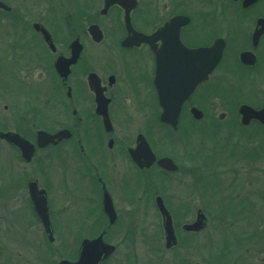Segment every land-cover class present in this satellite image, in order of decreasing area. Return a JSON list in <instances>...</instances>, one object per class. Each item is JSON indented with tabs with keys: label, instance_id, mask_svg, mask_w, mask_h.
Here are the masks:
<instances>
[{
	"label": "flooded vegetation",
	"instance_id": "1",
	"mask_svg": "<svg viewBox=\"0 0 264 264\" xmlns=\"http://www.w3.org/2000/svg\"><path fill=\"white\" fill-rule=\"evenodd\" d=\"M90 1L0 0L6 7L0 8V134L28 143L23 152L0 137V264L68 260L52 258L67 251L70 226L78 247L68 261L76 260L82 241L102 236L114 247L100 263L106 264L137 236L132 214L139 208L147 221L140 227L142 245L149 247L144 264H264V0H97V7ZM36 7L62 22V31L31 15ZM91 26L100 31L99 41ZM134 34L142 41H130ZM214 45L220 59L183 102L176 129L162 123L161 97L188 82L198 67L194 51ZM73 53L63 79L56 63L71 61ZM89 77L107 102L108 122L96 111ZM58 102L62 121L51 127L55 115L46 109ZM61 130L67 138L38 144V132ZM198 131L208 134V143L192 142ZM169 138L170 156L161 150ZM143 140L152 163L141 152ZM161 159L176 169L162 168ZM159 199L171 218L170 246ZM42 201L43 219L34 205ZM215 213L243 227L238 236L230 230L221 255L212 253ZM117 227L124 229L120 240L110 235ZM238 244L241 254L233 257L230 247Z\"/></svg>",
	"mask_w": 264,
	"mask_h": 264
},
{
	"label": "water",
	"instance_id": "2",
	"mask_svg": "<svg viewBox=\"0 0 264 264\" xmlns=\"http://www.w3.org/2000/svg\"><path fill=\"white\" fill-rule=\"evenodd\" d=\"M120 2V0H109L107 2V5L112 4L114 2ZM0 8H6L2 3H0ZM36 29H39V26H36ZM88 31L90 35L92 36L93 40L99 41L100 37L99 36V30L96 26H91L88 28ZM41 32L46 34V31L44 29H41ZM130 41L137 40V41H142V37L140 35L136 36L135 34L129 38ZM213 50V51H212ZM213 52V53H212ZM74 57L71 61H65V60H59L56 63L55 69L57 74L61 78H65L69 72V66L71 63L75 61L76 54L73 53ZM221 56V48L219 46L214 45L213 48L210 50L207 49H202V50H197L194 51L193 53V59L197 60L198 67L197 69L194 67L190 70V73L193 75L189 77L188 82L181 83L178 86H171V93L166 94L165 96H162L160 99V105L163 108V113L160 114V121L168 126H170L173 129H176L177 123H178V118H179V112L181 109V106L185 99L188 98V96L191 94L193 89L195 88L196 85H198L201 81H203L206 76L212 71V69L216 66L218 63L219 59ZM158 58V55H157ZM158 63V62H157ZM197 73V75H195ZM89 86L91 91L95 94L96 96V111L99 112L98 115L102 116L105 121L108 122L107 119V102L104 101L102 94L100 93L99 89L97 88L94 79L92 77H89ZM157 87L158 84H157ZM180 88V90H178ZM249 110L250 112H253L249 108H242V110ZM198 112L197 110H193V118L194 119H200L201 114H196ZM1 138H6L9 139L14 145L18 146L19 148L22 149L24 152L26 150L25 145L28 144L25 141L21 140L18 136L16 135H11V134H0ZM68 137V131L66 130H61L55 134H48L45 132H38L37 133V141L40 146L47 145V144H56L60 142L61 140L65 139ZM141 151L142 153H146L149 156V163H152L154 160V157L152 153L149 150V147L147 143L143 140V143H141ZM30 146V145H29ZM31 150V146L29 148ZM31 153V151H30ZM30 155V154H29ZM28 157V155L26 156ZM135 159V157H134ZM158 165L161 166L162 168L170 171H174L176 169L175 165L172 163L170 159H161L158 161ZM36 209L38 210V215L43 219V215L46 212V207L43 204V201L40 204H37L36 202L34 203ZM106 205V213L110 217L114 215V212L112 210V207L107 200L105 202ZM157 206L159 208L160 213L162 214L164 218V228L166 232V242L167 246H170L172 244H175V239L173 235V230L171 226V218L164 208L162 201L159 199L157 202ZM41 207V208H40ZM203 221V216H199L197 223L194 225L195 227L197 226V229H199L202 225ZM45 222V221H44ZM110 222H113V219L111 218ZM47 221L45 222V225ZM114 252V247L111 245H107L103 242L102 236H99L98 238L94 240H84L82 241L79 252H78V257L75 262H69V261H61L60 264H100L102 261L106 260L109 258Z\"/></svg>",
	"mask_w": 264,
	"mask_h": 264
},
{
	"label": "rangeland",
	"instance_id": "3",
	"mask_svg": "<svg viewBox=\"0 0 264 264\" xmlns=\"http://www.w3.org/2000/svg\"><path fill=\"white\" fill-rule=\"evenodd\" d=\"M59 1L61 3L63 2V0H59ZM89 4H90V7H94V6L97 7L98 1L92 0L89 2ZM54 6L56 9L58 8L57 9L58 12H56V14H58L59 20L64 21L66 19V17H65L66 15L64 16L61 13V6H57L55 3H54ZM65 10H66V8H65ZM27 14H29V13H27ZM31 15L36 16L41 21L43 20V23L47 26H50V28H51V23H53V21L56 20V17H52L51 14H49V16H48V12L45 11V8H42V7L34 8ZM60 23H57V22L53 23V26H54L53 29H55V30H53L52 28L51 29L55 32H61L62 31L61 25L63 23L62 22H60ZM66 29L67 28H65V31H66ZM2 105H3V103L0 102V111L2 110ZM17 105H18V107H23L22 102H18ZM55 105L56 104H54L53 107L50 106V108L46 109V111L48 110L49 112L52 110L53 114L55 115L54 116L55 121L53 122L51 127H57L62 121L61 117L58 114L59 112H61L62 104L58 102V105H56V106ZM135 115L137 116L136 122H138L140 116H139V114H135ZM207 136H208V134L206 132L203 133L202 131H198V135H197V138L195 139V142H194V138H193L192 142L196 145H199V143H208L206 141ZM169 139H166V141L163 142L162 146H164V149H163V147H161V150L164 154H167L170 156L172 153L174 155V149H173L174 140H173V138L170 140ZM203 158H206V156L204 155ZM2 170H3V168H2V165L0 162V173L2 172ZM74 179H75L74 175L69 176V180H74ZM170 184L173 186V182ZM65 187H66V184H65ZM70 188H72L73 192H74V187L72 185ZM54 189L56 191L62 190V188H59V187H56ZM171 189H173V188L171 187ZM136 202L138 203V205H140V203H141V202L135 200L134 204H136ZM74 206H75V209L78 208L77 203H75ZM142 210H143L142 208L136 209V211L133 210V212L135 211V213L132 214V216H133L132 217V223L134 224V228H137V231H136L137 236L135 237V239H133L132 243H129L130 245L128 243L122 244L120 246L119 250L114 254V256L106 264H134V263L135 264H144V262L147 260L148 250L146 248H149V247H145V245H142L141 235H143L144 232H142V229L140 228V227H144V225H145V223H147V221L145 222V220H144V215H143L144 212ZM224 216L226 217V214H224V213H215L213 215L214 220L209 221V228L213 227L214 228L213 230H215V232L217 233V236H218V237L214 238L213 245H212V247H213L212 253H214L216 255H221V252L223 254V251H222L223 247L225 249L227 248V246L224 244H227V245L230 244L229 239L233 235V234H231L230 230L233 231L234 234L236 233L238 236L239 228L240 229L243 228L240 223L239 224L237 223L238 220H236L235 217L230 215V218H233L235 221H232L231 219H229V220L226 219V221H224L223 220ZM151 219L154 221V218H151ZM122 222H124V221L122 220ZM229 224H233V226L230 228ZM72 228H73V226H70V228L67 230L69 232V236L71 237L67 251H65L64 254H60L59 256L57 254H55L54 257L52 258V261L54 263H55L54 260H57L58 257H59V259H62L63 257L65 259H68V260H74L75 259V254H76V250L78 247V240H77L78 235H77V231L74 232ZM120 230H121L120 227H117V229L110 231V235L115 237L114 239L120 240L121 237H123L122 234H123L124 229L121 231ZM83 233H84V231L82 230L80 232V234L83 235ZM198 242L201 243L202 240L199 238ZM235 242H237V239ZM57 245H58V243L55 244L54 249L56 248ZM238 247H239V244H238V246H231L230 247L229 253L231 256L236 257L237 255L239 256L241 254V252H239V249H237ZM201 253L205 254V250L203 249L201 251ZM126 257L129 258V262H127Z\"/></svg>",
	"mask_w": 264,
	"mask_h": 264
}]
</instances>
